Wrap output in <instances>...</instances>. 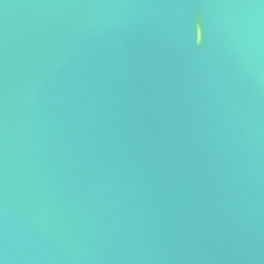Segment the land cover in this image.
I'll list each match as a JSON object with an SVG mask.
<instances>
[{"label":"water","instance_id":"water-1","mask_svg":"<svg viewBox=\"0 0 264 264\" xmlns=\"http://www.w3.org/2000/svg\"><path fill=\"white\" fill-rule=\"evenodd\" d=\"M0 264H264V0H0Z\"/></svg>","mask_w":264,"mask_h":264}]
</instances>
